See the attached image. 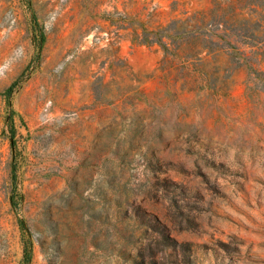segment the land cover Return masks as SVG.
Returning a JSON list of instances; mask_svg holds the SVG:
<instances>
[{
    "label": "rangeland",
    "instance_id": "rangeland-1",
    "mask_svg": "<svg viewBox=\"0 0 264 264\" xmlns=\"http://www.w3.org/2000/svg\"><path fill=\"white\" fill-rule=\"evenodd\" d=\"M0 264H264V0H0Z\"/></svg>",
    "mask_w": 264,
    "mask_h": 264
},
{
    "label": "trees",
    "instance_id": "trees-1",
    "mask_svg": "<svg viewBox=\"0 0 264 264\" xmlns=\"http://www.w3.org/2000/svg\"><path fill=\"white\" fill-rule=\"evenodd\" d=\"M153 220L155 225L153 226L151 240L148 243L150 247H182V244H177V242L170 236V233L164 225L159 223L156 218Z\"/></svg>",
    "mask_w": 264,
    "mask_h": 264
}]
</instances>
